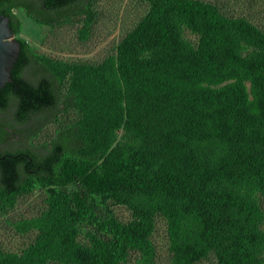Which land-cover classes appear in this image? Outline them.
<instances>
[{
  "label": "trees",
  "instance_id": "trees-1",
  "mask_svg": "<svg viewBox=\"0 0 264 264\" xmlns=\"http://www.w3.org/2000/svg\"><path fill=\"white\" fill-rule=\"evenodd\" d=\"M139 1L147 12L92 65L37 55L14 13L83 16L84 36L92 0H0L20 44L0 89V212L46 189L39 215L12 222L32 242L0 264H155L156 217L171 264H264V30L202 0Z\"/></svg>",
  "mask_w": 264,
  "mask_h": 264
},
{
  "label": "rangeland",
  "instance_id": "rangeland-1",
  "mask_svg": "<svg viewBox=\"0 0 264 264\" xmlns=\"http://www.w3.org/2000/svg\"><path fill=\"white\" fill-rule=\"evenodd\" d=\"M215 4L220 12L231 17H245L254 26L264 30V0H202ZM93 19L84 29V17L74 16L68 21L40 24L34 22L20 9L14 13L22 23L19 37L23 38L32 51L39 56L67 63H100L104 57L114 52V46L144 16L148 4L139 0H92ZM195 41L194 36L185 34ZM77 118L76 112L70 111L60 118L71 121ZM57 124L48 125L36 138L34 145L48 141L54 134ZM46 189L35 185L29 193L17 197L14 208L6 213L0 212V251L19 253L32 242L35 232H17L12 225L20 219L39 215L46 208ZM264 208V201L262 202ZM108 215L121 222L131 220V212L125 206L115 205L111 201L101 205ZM155 249V264H171L168 251L165 223L161 217L155 219V229L151 234ZM80 241L84 242L83 236ZM213 256L196 264H212ZM55 264V263H51ZM133 264V261L130 263Z\"/></svg>",
  "mask_w": 264,
  "mask_h": 264
},
{
  "label": "water",
  "instance_id": "water-1",
  "mask_svg": "<svg viewBox=\"0 0 264 264\" xmlns=\"http://www.w3.org/2000/svg\"><path fill=\"white\" fill-rule=\"evenodd\" d=\"M20 52V44L11 32L9 18L0 14V89L12 81L11 71Z\"/></svg>",
  "mask_w": 264,
  "mask_h": 264
},
{
  "label": "flooded vegetation",
  "instance_id": "flooded-vegetation-1",
  "mask_svg": "<svg viewBox=\"0 0 264 264\" xmlns=\"http://www.w3.org/2000/svg\"><path fill=\"white\" fill-rule=\"evenodd\" d=\"M7 134L9 135V137H11L12 140L17 139V137H18L17 135H15L14 133H12L10 130H7Z\"/></svg>",
  "mask_w": 264,
  "mask_h": 264
}]
</instances>
